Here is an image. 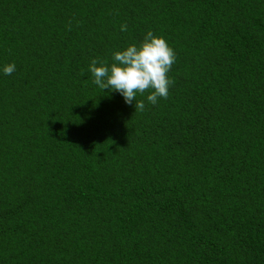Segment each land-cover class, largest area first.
<instances>
[{
    "label": "trees",
    "instance_id": "obj_1",
    "mask_svg": "<svg viewBox=\"0 0 264 264\" xmlns=\"http://www.w3.org/2000/svg\"><path fill=\"white\" fill-rule=\"evenodd\" d=\"M149 30L136 111L89 65ZM0 264H264V0H0Z\"/></svg>",
    "mask_w": 264,
    "mask_h": 264
},
{
    "label": "clouds",
    "instance_id": "obj_2",
    "mask_svg": "<svg viewBox=\"0 0 264 264\" xmlns=\"http://www.w3.org/2000/svg\"><path fill=\"white\" fill-rule=\"evenodd\" d=\"M120 27L121 31H127L126 24ZM175 60V52L167 41L149 30L139 46L130 44L123 50L115 51L114 62L110 67L106 61H101L98 65L97 59H93L89 71L94 84L100 89L119 92L127 104L135 101L136 111H143L145 103L137 100V93L143 94L151 90L147 101L153 105L159 98L167 99L169 86L173 83L168 73ZM15 70L14 63L3 68L6 75H11Z\"/></svg>",
    "mask_w": 264,
    "mask_h": 264
}]
</instances>
